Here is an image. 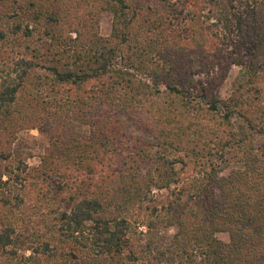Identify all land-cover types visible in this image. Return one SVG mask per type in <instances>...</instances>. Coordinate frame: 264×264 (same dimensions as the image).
<instances>
[{
  "label": "trees",
  "instance_id": "obj_1",
  "mask_svg": "<svg viewBox=\"0 0 264 264\" xmlns=\"http://www.w3.org/2000/svg\"><path fill=\"white\" fill-rule=\"evenodd\" d=\"M22 130L48 139L29 188ZM0 186V264L28 199L50 212L21 264H62L47 237L83 264H264V0H0Z\"/></svg>",
  "mask_w": 264,
  "mask_h": 264
},
{
  "label": "rangeland",
  "instance_id": "obj_2",
  "mask_svg": "<svg viewBox=\"0 0 264 264\" xmlns=\"http://www.w3.org/2000/svg\"><path fill=\"white\" fill-rule=\"evenodd\" d=\"M110 30L111 16L108 13H103L100 20V33L103 36H108L110 34ZM239 73V67L233 66L231 68L226 81L218 90V95L221 98L229 94L232 88L236 86L239 81ZM131 131L135 133L133 129H131ZM46 147H48V139L46 135L40 134L37 130H22L17 134L13 150L23 153L22 157L27 165V173L24 175V178L26 179L25 185L27 188H29L34 181L33 176H35V170L40 164L41 157L44 155ZM236 167H239V164L231 165V169ZM227 171L228 170H226V172ZM4 192V189L0 186V197L4 195ZM162 194H164V192H162L161 195ZM13 202L16 204V201L13 200ZM13 209L16 219V222L13 223L15 229L13 240L16 242V246L12 247V250H16L17 253L7 254L6 257L9 258L12 264H21L24 261L23 258L26 259L31 255V251L25 250V247L32 246L33 249L40 250L43 231L45 230L44 226L46 225V222H42L41 219L46 218V215H48L50 210L43 209L41 213L34 215L32 210H36L35 204H33V202L29 199L25 201V206L23 208L18 210V207L13 206ZM23 218L26 220H22ZM170 232L172 231H168L167 234L169 235ZM217 237L223 242L228 241V235L225 233H219L217 234ZM47 240H56L55 243L59 245V250L61 251L60 257L62 264H83L82 260L84 257L81 254L83 251L78 253L77 258L70 255L71 250H81L79 249V246L75 247L72 241L67 242L63 237H57L55 239L47 237ZM51 262H45L43 255L41 253H37L34 255L32 260L28 262L26 261V264H52Z\"/></svg>",
  "mask_w": 264,
  "mask_h": 264
}]
</instances>
